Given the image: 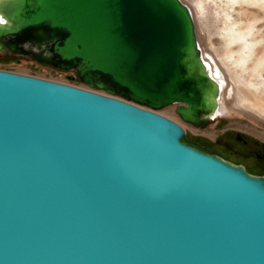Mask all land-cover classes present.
Instances as JSON below:
<instances>
[{
  "label": "water",
  "instance_id": "95a60500",
  "mask_svg": "<svg viewBox=\"0 0 264 264\" xmlns=\"http://www.w3.org/2000/svg\"><path fill=\"white\" fill-rule=\"evenodd\" d=\"M0 264H264V178L184 141L221 88L181 0H0Z\"/></svg>",
  "mask_w": 264,
  "mask_h": 264
},
{
  "label": "rangeland",
  "instance_id": "374dc122",
  "mask_svg": "<svg viewBox=\"0 0 264 264\" xmlns=\"http://www.w3.org/2000/svg\"><path fill=\"white\" fill-rule=\"evenodd\" d=\"M181 1L193 13L197 39L203 55L209 60L212 59L223 74L225 86L220 101L224 117L218 118L207 125L206 128L200 129L183 122L176 114V105L165 107L157 111V113L183 127L185 131L184 141L209 149H213V141L217 134L216 123L218 121L224 124V128L240 131L258 139H264V70L261 71L259 77L254 78H249L251 76L249 71L240 73L242 75L240 77L241 80L249 81H247V85L250 89V95V93H246L240 83L232 81L231 74L224 65L226 63L232 73L234 67L229 64V59L225 60L228 58V53L224 45V36L233 25L236 29H242L244 32L249 29L255 33L254 38L260 46L259 55L264 59V0H257L255 3L249 2V0ZM0 70L33 76L104 94V92L80 83L76 79L74 72L58 71L27 58L0 55ZM254 95L258 96L257 98L261 101L262 107L255 105V107L250 108L252 106L250 103L253 104L255 99ZM246 99H249L248 103L245 101Z\"/></svg>",
  "mask_w": 264,
  "mask_h": 264
},
{
  "label": "bare ground",
  "instance_id": "6f19581e",
  "mask_svg": "<svg viewBox=\"0 0 264 264\" xmlns=\"http://www.w3.org/2000/svg\"><path fill=\"white\" fill-rule=\"evenodd\" d=\"M250 1L252 3H255L257 0H249V2ZM254 37H255V33L252 32V30L248 29L246 32H244L242 29H238V28L236 29L234 25L229 28L228 33L224 36V43H225L224 45L228 53V56H227L228 58L225 60L229 59V64L232 67H234V70H232V73H231L229 70L230 68L228 67L226 63H224L225 68L231 74L230 77L232 81L240 83V85L246 90V93H250V89L248 88L249 86L247 85L249 81L247 80L248 82L246 81L247 82L246 83L244 80H241L240 77H242V75L240 73L242 71H245V72L249 71L251 75L249 78H252V77L254 78V77H259L261 71L264 70V59L263 57H260L259 55L260 46L258 45V41H256ZM201 53H202V50H201ZM202 57L204 61L209 64L210 73L221 88V93H220V98H219V109L217 111L218 117L216 118L218 119L222 115H224L221 110V101H220L221 95L223 93V89L225 86L223 74L216 67L212 59L209 60L203 55V53H202ZM257 97L258 96L254 95L255 99L253 98L254 99L253 104L250 103L251 101L249 102L252 105L250 106V108L255 107V105H259L260 107H262V103ZM248 100L249 99H246L245 101H247L248 103ZM243 101L242 103L244 104Z\"/></svg>",
  "mask_w": 264,
  "mask_h": 264
},
{
  "label": "flooded vegetation",
  "instance_id": "af4514ba",
  "mask_svg": "<svg viewBox=\"0 0 264 264\" xmlns=\"http://www.w3.org/2000/svg\"><path fill=\"white\" fill-rule=\"evenodd\" d=\"M223 117L222 115L220 118ZM216 128L217 134L213 141V149L192 143L189 144L228 163L244 168L252 176L264 178V139H258L240 131L224 128V124L221 121L216 123Z\"/></svg>",
  "mask_w": 264,
  "mask_h": 264
},
{
  "label": "trees",
  "instance_id": "16d2710c",
  "mask_svg": "<svg viewBox=\"0 0 264 264\" xmlns=\"http://www.w3.org/2000/svg\"><path fill=\"white\" fill-rule=\"evenodd\" d=\"M76 79L78 80L77 76H76ZM79 81V80H78Z\"/></svg>",
  "mask_w": 264,
  "mask_h": 264
}]
</instances>
